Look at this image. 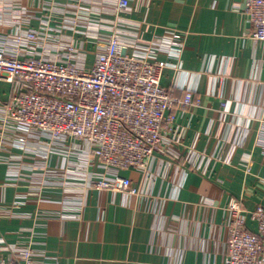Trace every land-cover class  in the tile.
<instances>
[{
    "label": "crops",
    "instance_id": "obj_1",
    "mask_svg": "<svg viewBox=\"0 0 264 264\" xmlns=\"http://www.w3.org/2000/svg\"><path fill=\"white\" fill-rule=\"evenodd\" d=\"M117 1L1 0L0 18L13 14L0 32L45 29L43 46L75 44L85 68L112 34L130 55L154 46L161 86L198 101L177 111L183 141L145 172H119L133 195L95 189L104 170L79 141L0 130V260L28 247L41 264H225L229 201L242 200L250 231L264 205V42L250 38L247 0H128L122 12ZM172 33L181 48L162 45ZM13 90L0 83V102Z\"/></svg>",
    "mask_w": 264,
    "mask_h": 264
},
{
    "label": "built area",
    "instance_id": "obj_2",
    "mask_svg": "<svg viewBox=\"0 0 264 264\" xmlns=\"http://www.w3.org/2000/svg\"><path fill=\"white\" fill-rule=\"evenodd\" d=\"M115 9L128 10L129 1L118 0ZM244 11L250 38L264 42V0H247ZM12 14L13 9L4 8L1 18ZM17 27L0 32V83L14 88L9 99L0 102V130L9 127L22 135L20 143L31 133L62 143L79 141L86 146L88 165L104 170L90 180L95 189L137 194L131 180L119 172H145L156 154L173 153L172 146L183 141L177 111L198 104L194 93L185 90L176 97L161 86L167 63L154 46L130 55L128 45L112 34L99 43L91 66L85 68L78 64L82 57L75 44L57 43L51 49L43 46L45 29L41 33ZM183 40L172 33L162 45L181 48ZM39 49L52 59L36 57ZM227 212L225 264H264V205L251 214L255 231L246 226L242 200H230ZM0 264L41 263L30 248L22 247L12 262Z\"/></svg>",
    "mask_w": 264,
    "mask_h": 264
}]
</instances>
